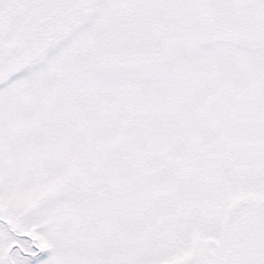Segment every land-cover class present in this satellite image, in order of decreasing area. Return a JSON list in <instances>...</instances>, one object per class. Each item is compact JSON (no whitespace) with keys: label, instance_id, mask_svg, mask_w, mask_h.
<instances>
[{"label":"snow or ice","instance_id":"obj_1","mask_svg":"<svg viewBox=\"0 0 264 264\" xmlns=\"http://www.w3.org/2000/svg\"><path fill=\"white\" fill-rule=\"evenodd\" d=\"M0 264H264V0H0Z\"/></svg>","mask_w":264,"mask_h":264}]
</instances>
